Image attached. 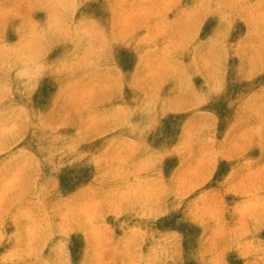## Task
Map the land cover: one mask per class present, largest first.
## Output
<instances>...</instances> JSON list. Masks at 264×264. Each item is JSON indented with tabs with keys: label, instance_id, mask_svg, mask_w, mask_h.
Listing matches in <instances>:
<instances>
[{
	"label": "rangeland",
	"instance_id": "rangeland-1",
	"mask_svg": "<svg viewBox=\"0 0 264 264\" xmlns=\"http://www.w3.org/2000/svg\"><path fill=\"white\" fill-rule=\"evenodd\" d=\"M0 264H264V0H0Z\"/></svg>",
	"mask_w": 264,
	"mask_h": 264
},
{
	"label": "crops",
	"instance_id": "crops-1",
	"mask_svg": "<svg viewBox=\"0 0 264 264\" xmlns=\"http://www.w3.org/2000/svg\"><path fill=\"white\" fill-rule=\"evenodd\" d=\"M254 242V241H253Z\"/></svg>",
	"mask_w": 264,
	"mask_h": 264
}]
</instances>
